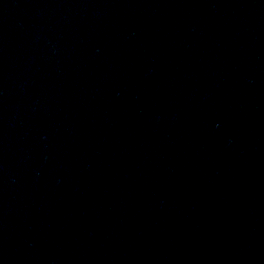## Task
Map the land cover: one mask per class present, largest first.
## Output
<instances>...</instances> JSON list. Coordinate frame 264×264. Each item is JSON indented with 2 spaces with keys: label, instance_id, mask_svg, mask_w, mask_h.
Instances as JSON below:
<instances>
[{
  "label": "water",
  "instance_id": "water-1",
  "mask_svg": "<svg viewBox=\"0 0 264 264\" xmlns=\"http://www.w3.org/2000/svg\"><path fill=\"white\" fill-rule=\"evenodd\" d=\"M0 264H65L1 102Z\"/></svg>",
  "mask_w": 264,
  "mask_h": 264
}]
</instances>
